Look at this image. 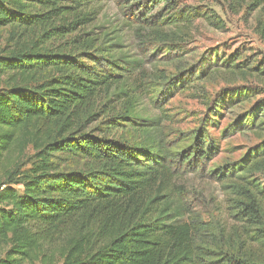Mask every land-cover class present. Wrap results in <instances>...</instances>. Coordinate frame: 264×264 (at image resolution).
I'll use <instances>...</instances> for the list:
<instances>
[{"label": "trees", "instance_id": "obj_1", "mask_svg": "<svg viewBox=\"0 0 264 264\" xmlns=\"http://www.w3.org/2000/svg\"><path fill=\"white\" fill-rule=\"evenodd\" d=\"M111 1L0 0V39L11 32L0 53V264H264V99L229 126L259 142L207 170L224 201L204 218L184 177L203 172L213 139H169V117L150 113L155 94L194 82L148 69L125 46L127 32L180 44L191 20L174 0H124L123 21L97 23ZM223 2L233 14L256 12L264 39V0ZM210 74L264 86V63L234 56ZM256 88L205 105L219 113Z\"/></svg>", "mask_w": 264, "mask_h": 264}, {"label": "rangeland", "instance_id": "obj_2", "mask_svg": "<svg viewBox=\"0 0 264 264\" xmlns=\"http://www.w3.org/2000/svg\"><path fill=\"white\" fill-rule=\"evenodd\" d=\"M178 9L188 14L191 20L189 34L180 44L165 45L164 43L142 44L140 39H133L130 33L125 35V46L130 53L139 54L146 62L148 69L159 67L166 73L183 75L184 82L192 80L191 87L182 90L178 86L171 90L169 96L155 94L159 98L156 110L150 113H162L169 117L165 123V131L172 139L175 135L192 137L196 132L204 131L213 139L217 149L213 157L202 164L203 172H189L184 177L189 198L194 209L204 218L209 217L217 205L224 201L218 184L209 177L207 170L239 160L259 140L250 131H230L229 126L235 124L240 115L249 111L259 100L264 99V86L256 85L251 78L248 81H226L218 74L212 76L210 71L221 61L234 56L250 65L264 63V39L256 33V12L245 14L243 11L233 14L223 0H174ZM124 0H112L106 3L97 23L117 26L124 20L120 5ZM125 6V5H124ZM151 13L162 9V4L149 8ZM207 13L219 17L223 27L215 29L199 14ZM167 12L163 13L166 16ZM11 32L5 30L0 39V53L5 49ZM221 72L220 74H222ZM185 86V84H184ZM263 86V87H262ZM164 90V86H158ZM257 87V94L250 100L240 102L233 100L230 109L227 106L218 108L219 113L211 112L205 105L214 99L224 96L233 89L243 91ZM149 105V101L147 102ZM206 170V171H205ZM264 182V176L256 175ZM21 191V188H17ZM39 264V263H36Z\"/></svg>", "mask_w": 264, "mask_h": 264}]
</instances>
